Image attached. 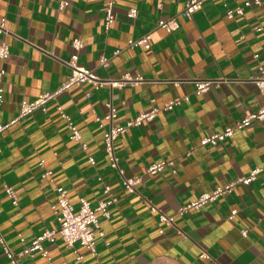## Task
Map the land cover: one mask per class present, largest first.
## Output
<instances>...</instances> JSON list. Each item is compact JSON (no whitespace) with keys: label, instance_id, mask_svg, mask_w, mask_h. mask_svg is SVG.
Listing matches in <instances>:
<instances>
[{"label":"crops","instance_id":"obj_1","mask_svg":"<svg viewBox=\"0 0 264 264\" xmlns=\"http://www.w3.org/2000/svg\"><path fill=\"white\" fill-rule=\"evenodd\" d=\"M108 1L71 0L60 10L59 0H0V21L6 19L9 32L0 34V41L11 51L7 60H0L6 71L1 124L18 117L22 101L32 102L65 83L71 75L65 62L74 55L101 79H143L114 89L75 86L50 102L47 114L36 112L0 135V230L9 246L20 251L45 231L59 228L52 211L57 187L68 192L78 209L81 199L93 208L105 201L108 185L118 203L109 218H100L104 237H96L97 256L81 245L73 251L57 238L45 245L55 264H264V173L201 210L178 215L200 195L264 168L261 123L236 130L233 139L217 146H201L205 137L224 132L260 106L254 79L259 66L264 68V29L253 28H264V4L229 20L227 7L245 0L208 1L192 17L185 14L190 0H116L115 23L106 31ZM131 9L138 10L135 19L128 17ZM171 18L178 24L175 31L158 27ZM148 33L150 50L128 49L130 40ZM76 38L84 45L79 52L72 46ZM116 51L120 53L114 56ZM102 57L109 59L108 67L100 65ZM195 80L221 82L197 96ZM184 98L188 101L116 141L124 176L143 177L138 193L128 194L110 166L96 118L107 113L111 102L118 113L115 125H124L151 110L153 100L161 109ZM60 109L78 128L80 142L71 140ZM164 161L174 166L157 176L146 174ZM45 170L53 176L43 179ZM7 188L16 191L17 205ZM148 203L174 217L175 226L162 225ZM203 253L208 258H201ZM24 262L47 264L39 254ZM0 264H9L1 245Z\"/></svg>","mask_w":264,"mask_h":264},{"label":"built area","instance_id":"obj_2","mask_svg":"<svg viewBox=\"0 0 264 264\" xmlns=\"http://www.w3.org/2000/svg\"><path fill=\"white\" fill-rule=\"evenodd\" d=\"M212 0H190L186 6L185 14L187 17H192L194 13L202 9L204 3ZM71 0H59V9L65 10L69 7ZM264 0H245L244 3L235 8H228L226 16L229 20H234L237 17H241L245 14V10L262 7ZM116 0H109L105 9V24L104 28L106 31H109L112 25L115 23V9ZM138 15L137 9H131L128 13V17L135 19ZM158 27L162 28L168 32H173L177 29L178 24L174 18H171L167 21H161L158 23ZM254 31L261 32L263 31L262 26H256L253 28ZM6 29V19L0 21V34H8ZM73 48L76 52H79L83 49L84 45L79 38L74 39L72 43ZM135 48H143L150 50L152 48L151 44V34L148 33L139 39H132L128 43V49L133 50ZM119 51L114 53V56L119 55ZM11 55L9 45L1 40L0 41V60L5 61ZM54 56V54H50ZM255 58H259L258 55ZM109 59L102 57L100 65L102 67H108ZM65 64L71 69V75L68 77L67 81L63 83L56 91L45 93L40 95L37 99L32 102L22 101L21 110L18 117L10 121L9 123L1 124L0 123V135L8 131L12 126L16 125L22 119L34 115L36 112H41L43 114L48 113V105L50 102L56 100L60 95L69 91L75 86H84L92 85L96 89H101L104 86H108L111 89L114 88H123L127 86H135L143 81L141 77L132 78L129 76L123 77L121 80H104L97 76V74L90 69L81 67L78 64V55H74L69 61H66ZM6 76V71L0 69V107L4 100V79ZM221 81H202L195 80L197 96H202L209 94L213 86H216ZM254 83L260 93V106L258 109L246 116L244 119L236 122L232 127H227L222 133L211 134L210 136L205 137L201 141V146H217L219 143H222L228 139H233L235 131L246 129L251 127L254 123H261L264 127V68L259 66L258 75L254 79ZM90 97V95H87ZM184 101H188V98L184 99H175L167 103L163 108H158L155 106V101H151L152 108L149 111L140 113L135 119L128 121L124 125H115V121L118 117L117 109L113 103L107 104V113L103 117H97L96 122L99 128L103 131V144L106 155L109 159L110 166L112 169L116 170L122 179V185L125 191L128 194H137L138 186L143 182L142 176H133L125 177L123 171L119 166V158L116 155V141L123 135H125L128 130L141 126L145 122L153 121L162 111H172L176 107L180 106ZM60 115L63 119L68 122V127L71 134V140L75 142L81 141V134L75 124L71 119L60 109ZM105 123L109 126L105 127ZM84 151L88 149L86 144L82 145ZM91 165H95L93 158L89 159ZM173 162H161L151 165L146 174L149 176H157L163 173L168 167H173ZM40 167L45 168V162H40ZM176 173V171H173ZM264 173V168H255L253 169L247 177L239 179L235 183H231L225 187H218L211 193H204L200 195L196 200L190 204L182 207L178 211V215L183 217L188 212L192 210H201L204 207L213 204L219 198L230 194L233 191V188L237 184H242L244 186H249L257 177ZM53 176L52 171L45 170L42 174L43 179L51 178ZM57 201L52 206L53 214L56 217L57 222L59 223V228L56 230H47L42 235L36 237L30 244L26 245L20 251H13L9 246L6 237L0 230V245L3 249V252L8 259L9 264H25L24 259H33L37 254L41 255L46 259L47 264H55L49 254V251L45 248L47 243H55L57 238H61L65 243L67 248L75 251L77 245L84 247L91 255L97 256V235L104 237V233L100 230V218H109L110 217V208L118 203V199L115 197L114 193L110 186H104V194L107 196L105 201H102L98 204L96 208H93L91 203L85 199L80 200V205L78 209L72 204L68 192L62 188L57 187ZM7 195L12 199L13 204H18V198L16 191L13 188L6 189ZM143 202H146L142 198ZM151 209V212L158 217L159 222L166 227L175 226V218L169 217L158 209L152 203H148ZM235 212L232 213L231 219L234 218ZM160 233H164L162 229ZM244 237L248 236L247 231H242ZM21 241L24 242V239L21 237ZM201 258H208L207 253H203ZM82 257L79 256L78 260H81Z\"/></svg>","mask_w":264,"mask_h":264}]
</instances>
